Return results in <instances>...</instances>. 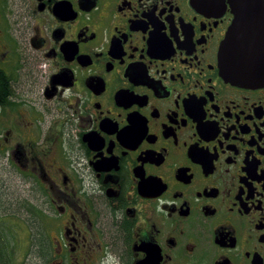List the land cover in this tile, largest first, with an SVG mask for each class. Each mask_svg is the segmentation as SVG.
<instances>
[{"label":"flooded vegetation","instance_id":"obj_1","mask_svg":"<svg viewBox=\"0 0 264 264\" xmlns=\"http://www.w3.org/2000/svg\"><path fill=\"white\" fill-rule=\"evenodd\" d=\"M18 10L0 24V159L40 228L9 247L0 217V264H264V87L226 75L231 1Z\"/></svg>","mask_w":264,"mask_h":264},{"label":"water","instance_id":"obj_2","mask_svg":"<svg viewBox=\"0 0 264 264\" xmlns=\"http://www.w3.org/2000/svg\"><path fill=\"white\" fill-rule=\"evenodd\" d=\"M234 25L222 42L220 55L230 81L264 87V0H229Z\"/></svg>","mask_w":264,"mask_h":264},{"label":"rangeland","instance_id":"obj_3","mask_svg":"<svg viewBox=\"0 0 264 264\" xmlns=\"http://www.w3.org/2000/svg\"><path fill=\"white\" fill-rule=\"evenodd\" d=\"M9 4H3L0 0V24L5 22L12 23L14 30V23H17L19 17V1L20 0H5ZM5 5V8H3ZM2 130H0L1 132ZM0 215L9 216L6 218L5 225L10 226V235H13L14 240H23L24 231L27 229L32 230L34 241H38V214L34 208H37L34 189L26 184H22L18 176H12L11 168L7 167L4 160L0 159ZM24 223V224H23ZM26 224V225H25ZM28 224V226H27ZM4 225V224H3ZM19 231V233H16ZM10 240L12 239L9 236ZM24 245V244H23ZM26 261L25 264H36L35 256Z\"/></svg>","mask_w":264,"mask_h":264},{"label":"trees","instance_id":"obj_4","mask_svg":"<svg viewBox=\"0 0 264 264\" xmlns=\"http://www.w3.org/2000/svg\"><path fill=\"white\" fill-rule=\"evenodd\" d=\"M3 1H4V2H2L3 4H4V3H5V4H8L7 1H5V0H3ZM8 5H9V4H8ZM3 8H5V5H4ZM36 210H37V209H36ZM0 217H2V216H0ZM11 237H12L11 240H10V239L7 240V245H8L9 247H12L9 241H12V240H13V244L17 243V240H16V239L14 240V238H13L14 236L11 235Z\"/></svg>","mask_w":264,"mask_h":264}]
</instances>
